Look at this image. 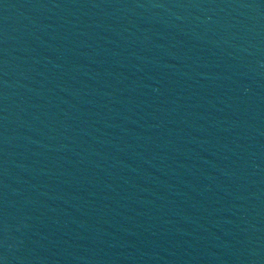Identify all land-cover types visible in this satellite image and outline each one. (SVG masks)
Wrapping results in <instances>:
<instances>
[{"label":"water","instance_id":"water-1","mask_svg":"<svg viewBox=\"0 0 264 264\" xmlns=\"http://www.w3.org/2000/svg\"><path fill=\"white\" fill-rule=\"evenodd\" d=\"M0 264H264V0H0Z\"/></svg>","mask_w":264,"mask_h":264}]
</instances>
